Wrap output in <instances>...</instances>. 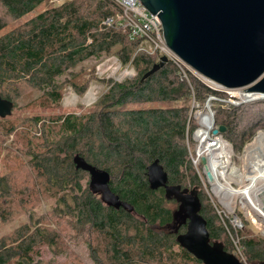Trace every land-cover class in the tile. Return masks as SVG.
I'll list each match as a JSON object with an SVG mask.
<instances>
[{
	"label": "trees",
	"instance_id": "obj_1",
	"mask_svg": "<svg viewBox=\"0 0 264 264\" xmlns=\"http://www.w3.org/2000/svg\"><path fill=\"white\" fill-rule=\"evenodd\" d=\"M49 1L0 0V4L5 7L9 17L19 20ZM120 12V7L113 0H64L59 5L37 12L0 37V86L26 83L45 90L46 98L55 102L62 98V92L54 84L55 78L90 57L115 52L123 65L131 63L138 70L134 79L109 82L108 90L97 101V112L90 113L86 118L75 114L60 118L64 140L56 143L49 139L45 144L36 142L34 145L43 149L46 147L43 152H36L40 156L35 154L33 158L37 157L34 163L44 171L47 184H54L61 190L80 191L81 173L90 175L86 170L76 169L74 158L80 155L89 163L109 171L111 189L134 206L133 212L125 207L117 209L109 206L102 195L91 191L90 186V191L86 187L85 200H81L82 196L71 197V203L74 200L77 203L76 211L81 221L91 218L95 221L93 225L107 233L103 247L89 246L95 264H145L147 261L139 252H145L159 262L160 258L169 257L167 251L178 244L177 234L188 227L181 211V202L175 196L167 198L163 187L156 190L150 188L147 166L154 160L159 159L165 167L170 185L190 190L199 186L200 191H204L197 174L191 179L193 187L184 184L192 163L186 146L190 108L144 105L177 99L190 100L193 93L197 98H206L213 91L191 72L188 81L171 60L144 79L146 72L159 62V57L139 51L141 39L132 40L129 31L118 22H106ZM5 25L6 22L0 17V30ZM0 92L3 97L16 103L15 99ZM263 103L256 101L232 105L219 111L215 108L216 124L226 126L224 137L234 148L235 145L243 147L262 120L258 118L240 131L237 118L245 113L254 115V111L260 112L259 117H264ZM33 119V123L24 125L29 133L38 132L36 126L39 123L43 128L47 126L42 116ZM11 123L10 133L16 130L14 122ZM44 136L47 138V134ZM55 143L60 150H56ZM80 145L85 147L81 148ZM73 151L77 152L71 158ZM113 174L116 182L112 181ZM6 189L4 183H0V194ZM63 199H68L67 194ZM170 201L178 202L173 211L164 207V202ZM72 207L57 199L53 212ZM5 210L4 200L0 199V224L3 222L1 212ZM210 210L202 202L201 214L207 220L211 241L222 243L229 251L223 241L213 240L225 234L234 253L240 248L248 264H263L264 237L240 231L237 248L231 234L220 224L217 214H209ZM45 220L43 216L35 219L31 215L30 222L1 237L0 264H31L37 239L44 242L51 240L47 228L41 226ZM180 251L187 260L202 262L187 249L180 248Z\"/></svg>",
	"mask_w": 264,
	"mask_h": 264
},
{
	"label": "rangeland",
	"instance_id": "obj_2",
	"mask_svg": "<svg viewBox=\"0 0 264 264\" xmlns=\"http://www.w3.org/2000/svg\"><path fill=\"white\" fill-rule=\"evenodd\" d=\"M63 1L64 0H50L49 2H45L36 12L19 20H14L11 16L9 17L5 7L0 4V17L6 22L4 29L0 30V37L22 22H25L37 12L59 5ZM120 17L121 12L113 16L112 21H116L121 25ZM137 74L138 70L134 65L131 63L123 65L117 54L112 52L103 53L100 57H90L57 76L54 84L62 92V98L56 102L46 98L45 90H39L26 83H22L19 86L15 84H2L0 86V90L3 91L4 94H7L8 97L13 100L15 99L14 101L16 102L11 115L4 118L0 117V183L3 182L7 187L6 191L0 194V199L4 200V206L7 208V210L1 212L3 222L0 224V238L15 232L21 226L30 222L29 218L31 215H33L35 219L42 216L45 217L46 220L45 222L42 221L41 226L47 228L51 240L50 242H44L38 241L37 239L31 264H95L91 257L90 247H103L105 243L104 238H106L105 236L107 233L101 231L96 225H93L95 221L91 218L83 217L87 220L81 221V216L76 211L77 203L75 200L71 203V197L74 195L78 198L82 196L81 200H85V190L86 187L89 186L90 175L88 173H81L82 188L77 193L66 188L65 190H61L54 184H47L44 181V171L40 170L34 163V159L37 157L33 158L35 154L40 156L39 153L43 152L46 147L43 149V147H35L34 145L36 142H43L45 144L49 139L54 140L56 143L64 140L63 137H65V135L64 130L60 128V118L70 114L84 116V118H86L90 113L97 112L99 110L97 101L108 90L110 81L134 79ZM89 92H91V94H88ZM221 95L224 96V94ZM198 98L196 97L198 101L203 103L207 97L205 98V96H203V98ZM192 103L193 99H177L144 105V107L184 106L190 108V130L188 134V142L191 147V149L188 147L190 156L195 151L196 143L192 135L196 128ZM131 106L138 107L136 105ZM231 106L232 105L227 103H213V107L216 108L217 111H219L220 108L229 109L228 107ZM262 107L264 108V103ZM252 113L256 116L245 113L237 118L240 131H242L244 126L249 127L256 119L262 118V120L253 130L243 147H236L234 144L236 150L234 151L235 154L232 155V162L236 166H241L243 162V152L246 150L247 146L254 141V136L257 135L258 130H264V117H259L258 115L260 112L258 111ZM36 116H42L47 126L43 128L41 127V123H39L36 126V129L39 131L29 133L24 125L30 122L33 123V118ZM11 121L14 122L13 126H15L16 129L12 133L9 132V126L12 124ZM120 122L121 120L118 121L119 124ZM44 134H47V138ZM31 138H33L32 141ZM56 143V150H60L59 147H56ZM80 147L82 148L85 146L80 145ZM38 151L40 152L36 153ZM76 152L77 151H73L71 153V158ZM62 153L66 154L65 152ZM197 172L196 166L191 163L188 172L189 175L184 181L186 186L193 187L191 179ZM115 180L116 178L113 174L112 181L116 182ZM88 191H90L89 187ZM66 194L68 199L64 200L63 197ZM199 195L202 198L203 204L208 205L211 209L209 214H215L216 210L214 204L206 190L200 191L199 188ZM57 199H61L65 204L73 205L72 209L60 208L53 212L54 207L57 205ZM177 205L178 202L175 201L164 202V207L172 211L177 208ZM240 215L242 216L241 211ZM218 219L220 224L223 225L221 219L219 217ZM216 222L219 225L217 218ZM223 227L225 228L224 225ZM230 230L231 229H228L227 231L229 232ZM239 232L240 231L236 232L234 230H232L231 233L229 232L237 248L238 244L235 243V240L239 241L237 236ZM233 234H235V236ZM243 234L264 237V233H262L261 230L248 222L246 223ZM213 240L223 241L226 248L233 252L230 239H228L225 234H222L220 239ZM180 248L183 247L179 245V243L174 245L171 251H167L169 257L164 259L160 258L159 262L155 261L145 252H139V255L145 257L144 259L147 261L145 264H203L202 262L199 263L197 261L187 260L180 251ZM235 254L239 256V259L243 262L244 256L240 248H238V252L236 251ZM104 256H106V254ZM243 263L248 264L247 262Z\"/></svg>",
	"mask_w": 264,
	"mask_h": 264
},
{
	"label": "water",
	"instance_id": "obj_3",
	"mask_svg": "<svg viewBox=\"0 0 264 264\" xmlns=\"http://www.w3.org/2000/svg\"><path fill=\"white\" fill-rule=\"evenodd\" d=\"M142 3L160 17L170 48L204 77L225 87L248 86L246 91L264 93V0H142ZM167 61L168 57L162 56L143 78L156 73ZM14 107V102L0 92V117L11 115ZM219 131L225 132L226 126L214 130ZM74 161L76 169L91 173L89 186L93 193H102L109 206L126 207L133 212L134 206L111 189L109 171L80 155ZM147 174L151 189L163 187L167 198L175 196L181 202L188 225L177 234L183 248L203 264H245L235 253L225 250L222 243L211 241L207 220L201 214L198 186L191 191L170 185L168 172L159 159L147 166ZM207 174L211 176L209 171ZM259 198L264 211V190Z\"/></svg>",
	"mask_w": 264,
	"mask_h": 264
},
{
	"label": "built area",
	"instance_id": "obj_4",
	"mask_svg": "<svg viewBox=\"0 0 264 264\" xmlns=\"http://www.w3.org/2000/svg\"><path fill=\"white\" fill-rule=\"evenodd\" d=\"M114 1L121 9V26L129 31L132 40L141 39L139 51L148 55H157L159 58L167 56L178 66L182 76L188 81H190L189 74L191 72L206 86L215 90L207 96L203 103L198 101L193 93L192 110L196 128L192 135L196 143L191 159L198 168L200 167L199 174L204 189L213 202L216 213L225 228L231 229L230 233L232 230L238 232L244 230L246 223L249 222L264 233V212L259 198V193L264 190V175L259 171H252L251 167L245 165L244 161L241 166H236L232 162L235 148L221 131L214 132L219 126L216 124V109L213 107V103L218 102L237 106L264 101V93L246 91L249 89L247 86L228 88L204 77L170 48L164 35L160 17L158 14L150 12L142 0ZM111 20L112 18L108 19L107 22ZM263 131L262 129L258 130L257 136L261 132L264 133ZM222 142L226 143L229 149L224 150L227 153L225 156L228 157L229 163L223 164L224 172L217 173L214 167L218 166L220 162L213 164L212 160L219 158L215 152L218 151ZM188 147L191 149L189 142ZM203 159L206 161L204 162ZM207 171L211 173V176L207 175ZM243 174H245L244 181L247 186L245 192L241 193L239 180H243ZM228 182L231 185H228ZM230 203H232V207L229 206ZM235 243L238 244L239 241L235 240Z\"/></svg>",
	"mask_w": 264,
	"mask_h": 264
},
{
	"label": "bare ground",
	"instance_id": "obj_5",
	"mask_svg": "<svg viewBox=\"0 0 264 264\" xmlns=\"http://www.w3.org/2000/svg\"><path fill=\"white\" fill-rule=\"evenodd\" d=\"M88 94H91V92H89ZM224 150H229V149L227 148L226 143L222 142L221 145L219 146L218 151L215 152V155L219 158L212 160L213 164L217 163L218 161L220 162L218 166L214 167L217 173L224 172L225 171L224 165L229 163L228 157L225 156L227 153ZM244 152L245 153L242 159L245 165L251 167L252 171H259L261 174L264 175V133L261 132L258 134V136L256 135L254 141L247 146ZM242 178L243 180H239V191L241 193H244L246 190V186H247L244 181L245 174H243ZM227 184L231 185L230 182H228ZM100 194L102 195V193ZM229 206L232 207V203H230ZM262 211H263V204H262ZM259 216H262V215H259Z\"/></svg>",
	"mask_w": 264,
	"mask_h": 264
},
{
	"label": "crops",
	"instance_id": "obj_6",
	"mask_svg": "<svg viewBox=\"0 0 264 264\" xmlns=\"http://www.w3.org/2000/svg\"><path fill=\"white\" fill-rule=\"evenodd\" d=\"M188 125H187V136H186V146H187V150H188V140H189V136H188V134H189V130H190V126H189V124H190V118H189V120H188ZM188 154H189V157H190V159H191V156H190V153H189V151H188ZM191 162H192V164H194V162L192 161V159H191ZM195 165V164H194ZM196 166V165H195ZM196 168H197V170H198V172H197V176L199 177V182H200V185L203 187V189H204V186H203V183H202V180H201V177H200V174H199V168L196 166ZM199 187V186H198ZM200 196V195H199ZM249 223V222H248ZM179 243V242H178ZM243 262H247V260L244 258L243 259ZM248 263V262H247Z\"/></svg>",
	"mask_w": 264,
	"mask_h": 264
},
{
	"label": "clouds",
	"instance_id": "obj_7",
	"mask_svg": "<svg viewBox=\"0 0 264 264\" xmlns=\"http://www.w3.org/2000/svg\"><path fill=\"white\" fill-rule=\"evenodd\" d=\"M162 57V56H161ZM160 57V58H161ZM160 58H159V60H160ZM169 60V59H168ZM244 87V86H243ZM248 87V86H247ZM229 88V87H228ZM249 88V87H248ZM211 90H213V89H211ZM215 90H213V92H214ZM237 106H239V105H237ZM189 118H190V116H189ZM219 126V125H218ZM219 128V127H218ZM223 134H224V132H222ZM208 175V174H207ZM209 176V175H208Z\"/></svg>",
	"mask_w": 264,
	"mask_h": 264
}]
</instances>
